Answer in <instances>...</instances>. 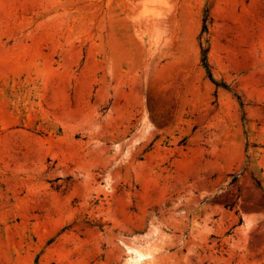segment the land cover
Segmentation results:
<instances>
[{
	"label": "rangeland",
	"instance_id": "1",
	"mask_svg": "<svg viewBox=\"0 0 264 264\" xmlns=\"http://www.w3.org/2000/svg\"><path fill=\"white\" fill-rule=\"evenodd\" d=\"M0 264H264V0H0Z\"/></svg>",
	"mask_w": 264,
	"mask_h": 264
},
{
	"label": "trees",
	"instance_id": "2",
	"mask_svg": "<svg viewBox=\"0 0 264 264\" xmlns=\"http://www.w3.org/2000/svg\"><path fill=\"white\" fill-rule=\"evenodd\" d=\"M203 23H204L203 32H206L207 31V23H208L207 14L205 15V19H204ZM203 63H204L205 68L207 69V72H208L210 79L212 80V74H211L210 67H209L208 60H207V51H205V50H203Z\"/></svg>",
	"mask_w": 264,
	"mask_h": 264
},
{
	"label": "bare ground",
	"instance_id": "3",
	"mask_svg": "<svg viewBox=\"0 0 264 264\" xmlns=\"http://www.w3.org/2000/svg\"><path fill=\"white\" fill-rule=\"evenodd\" d=\"M138 255H139V258L140 260L143 258V257H151L152 258V252H147L146 254H141L137 251ZM152 261V260H151ZM140 262V261H139ZM153 262V261H152Z\"/></svg>",
	"mask_w": 264,
	"mask_h": 264
}]
</instances>
